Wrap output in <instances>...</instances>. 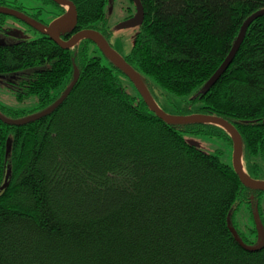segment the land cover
<instances>
[{"label":"trees","instance_id":"obj_1","mask_svg":"<svg viewBox=\"0 0 264 264\" xmlns=\"http://www.w3.org/2000/svg\"><path fill=\"white\" fill-rule=\"evenodd\" d=\"M32 1L0 5L44 25V9L52 19L66 12L55 0ZM71 1L77 23L62 38L108 22L110 0ZM140 1L144 19L125 59L165 111L162 101L179 96L176 114L231 122L242 136L245 171L264 180V12L249 21L225 71L205 86L264 0ZM130 2L127 9L135 11ZM7 17L0 13L2 30ZM3 37L0 85L19 101L35 97L27 109L0 102L5 115L48 107L72 82L75 67L80 76L49 115L23 125L0 119V264H264V245L247 250L229 223L246 243H256V226L247 234L235 216L248 205L264 223V191L246 186L232 164L188 139L222 136L232 144L223 126L167 122L90 38L64 48L41 32Z\"/></svg>","mask_w":264,"mask_h":264},{"label":"water","instance_id":"obj_2","mask_svg":"<svg viewBox=\"0 0 264 264\" xmlns=\"http://www.w3.org/2000/svg\"><path fill=\"white\" fill-rule=\"evenodd\" d=\"M60 4L66 6V12L59 17L55 18L49 25L45 27L41 26V24L34 19L33 17L27 15L26 13L9 7L0 5V13L8 14L15 16L27 23L31 26L37 28L38 30L42 31L43 33L48 34L55 42L61 45L64 48H71L76 43H78L82 38H90L93 40L104 53V55L113 61L118 67H120L124 73L131 79V81L135 84L136 88L140 92V94L144 97L148 106L155 111L158 115H160L163 119H165L169 123H188V122H213L223 126L231 135L233 145H234V153H233V166L236 172L239 174L241 181L248 187L254 189H260L264 191V180L256 179L251 177L244 168L243 161H242V148H243V140L240 132L238 129L226 119L210 115V114H203V113H191V114H174L165 111L155 100L153 95L151 94L149 88L147 87L145 81L143 80L141 74L125 59V57L117 51L108 39L104 36L102 32L94 28H87L82 29L76 33H74L70 38L64 39L60 36L61 31L71 30L74 29L77 23V8L75 4L71 0H55ZM136 3V12L133 16L122 21L119 23V27H135L138 26L144 19V8L140 0H134ZM264 10L255 12L249 19L243 24L241 31L231 48L229 54L224 59V61L220 64L217 70L212 74V76L207 80L205 86L209 87L220 77V75L225 71L228 65L231 63L234 55L236 54L242 40L244 34L247 29V25L251 19L257 17ZM11 34H13L11 32ZM80 72L77 67L74 69V78L72 82L68 85V87L64 90V92L48 107L32 113L30 115L20 117V118H13L5 115L0 110V119H2L5 123L14 124V125H23L34 120L40 119L44 116L49 115L52 113L56 108H58L67 96L70 94L71 90L73 89L74 85L76 84L77 80L79 79ZM11 170L8 169V173L6 176V181L1 188L7 185V179L9 177ZM255 221H256V229H257V242L254 244L246 243L242 237L239 235L237 229L231 224V219L229 218L230 228L234 233L236 239L239 243L246 248L247 250H257L263 247L264 245V223L260 219V214L258 209L255 212Z\"/></svg>","mask_w":264,"mask_h":264},{"label":"rangeland","instance_id":"obj_3","mask_svg":"<svg viewBox=\"0 0 264 264\" xmlns=\"http://www.w3.org/2000/svg\"><path fill=\"white\" fill-rule=\"evenodd\" d=\"M20 2H29L34 3L32 0H19ZM37 1V0H36ZM39 3V1H38ZM132 3L130 0H110L108 3V11L110 15L108 16V22L103 24L102 27H99L100 32H107L104 29H108L107 35H109V41L112 43L113 47L119 51L121 54L126 55L130 52L135 35L137 32V27H119V19L122 18L125 14L128 13L127 7L130 6ZM134 4V3H133ZM29 7H26V10L29 12H34V9L31 8V5H27ZM132 11V10H131ZM41 18L46 23H50L53 21L51 13L44 9V11L41 14ZM104 22V20L102 21ZM5 26L10 27L14 29L13 34H11V37L16 36L21 38H36L40 34V30L37 28L31 26L29 23L22 21L20 19H17L16 17L8 16ZM43 27L46 28V25ZM37 30V31H36ZM92 50L96 49V47L93 45L91 46ZM91 53L94 54V52ZM97 52V51H96ZM99 53V52H98ZM97 54V53H96ZM125 83H128L125 80ZM128 89L132 91V86H128ZM172 103L166 104L164 101H162L161 105L165 106L169 113H177L176 106H181L183 100L179 96H171ZM160 100V98H159ZM0 102L6 105H9L11 107L16 108H31L35 104V97H32L31 99H26L24 102L19 101L15 97V92L9 88H7L5 85H0ZM188 139L192 142L201 147L202 149L216 153L223 162L229 163L233 165L234 158V145L231 144L228 139L222 136H205V135H192L190 134L188 136ZM261 201V207L263 211V217H264V193L260 196ZM254 212L248 208V205L241 206L239 210L236 213L235 220L237 222V226L240 230L245 231L247 234L249 233V228L256 226V221ZM256 234L254 233L251 235V239H256Z\"/></svg>","mask_w":264,"mask_h":264},{"label":"flooded vegetation","instance_id":"obj_4","mask_svg":"<svg viewBox=\"0 0 264 264\" xmlns=\"http://www.w3.org/2000/svg\"><path fill=\"white\" fill-rule=\"evenodd\" d=\"M5 6V5H4ZM12 8H14V7H12ZM15 9H17V8H15ZM19 10V9H18ZM21 11V10H20ZM127 11H128V13L127 14H125L124 16H122V18L121 19H119V23H121L122 21H125L126 19H128V18H130L131 16H133L134 15V13L136 12V9H135V11H129V9H127ZM23 12V11H22ZM25 13V12H24ZM27 14V13H26ZM6 15H8V14H6ZM27 15H29V14H27ZM8 16H12V15H8ZM29 16H31V15H29ZM12 17H15V16H12ZM31 17H33V16H31ZM17 18V17H16ZM34 19H35V17H33ZM7 19V18H6ZM17 19H19V18H17ZM21 20V19H20ZM37 20V19H36ZM54 20V19H53ZM23 21V20H22ZM40 24H41V26H44V24H42L41 23V21H39V20H37ZM52 22V21H51ZM50 22V23H51ZM49 23V24H50ZM48 24V25H49ZM47 26V25H46ZM74 29H75V27H74ZM74 29H71V30H66L65 32H67V33H72L73 31H74ZM37 31V30H36ZM11 32L13 33L14 32V29H12V28H10V27H7V29H4V30H2V29H0V39H2V38H4L3 36L4 35H9V36H11ZM41 33H43L42 31H40ZM46 34V33H45ZM74 34V33H73ZM72 34V35H73ZM48 35V34H47ZM71 35V36H72ZM70 36V37H71ZM105 36V35H104ZM69 37V38H70ZM106 37V36H105ZM108 41H109V39H108ZM110 42V41H109ZM111 43V42H110ZM111 45H112V43H111ZM113 46V45H112ZM123 55V54H122ZM123 56H125V55H123Z\"/></svg>","mask_w":264,"mask_h":264}]
</instances>
